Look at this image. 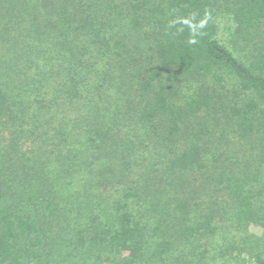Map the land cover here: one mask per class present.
Segmentation results:
<instances>
[{"label": "trees", "instance_id": "16d2710c", "mask_svg": "<svg viewBox=\"0 0 264 264\" xmlns=\"http://www.w3.org/2000/svg\"><path fill=\"white\" fill-rule=\"evenodd\" d=\"M211 259L264 264V0H0V264Z\"/></svg>", "mask_w": 264, "mask_h": 264}, {"label": "rangeland", "instance_id": "374dc122", "mask_svg": "<svg viewBox=\"0 0 264 264\" xmlns=\"http://www.w3.org/2000/svg\"><path fill=\"white\" fill-rule=\"evenodd\" d=\"M219 24H220L221 35H222V37L223 36L225 37V35L228 33V31L230 30V28L232 26V21L228 17H222L220 19V23ZM218 238H220V235L218 236ZM210 263L211 264H225L223 262H220L219 260L214 262L213 259L210 260ZM228 264H231V263H228ZM232 264H237V263H232Z\"/></svg>", "mask_w": 264, "mask_h": 264}]
</instances>
